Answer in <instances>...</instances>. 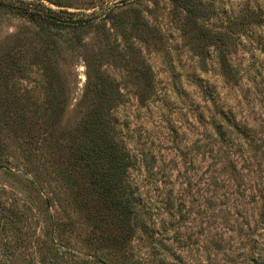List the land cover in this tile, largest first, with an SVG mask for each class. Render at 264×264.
<instances>
[{"label": "rangeland", "instance_id": "1", "mask_svg": "<svg viewBox=\"0 0 264 264\" xmlns=\"http://www.w3.org/2000/svg\"><path fill=\"white\" fill-rule=\"evenodd\" d=\"M58 1L64 7L46 5L105 14L83 39L94 51L90 55L102 54V72L122 95L114 115L133 160L127 185L140 216L124 231L130 235L126 248L112 250L101 234L113 227L91 225L49 168V156L36 162L41 192L27 188L34 177L26 173L18 141L3 133L0 207H15L24 216L26 234L13 250L17 264H264V0H191L206 10L201 25L211 33L231 30L251 12L261 23L241 31L232 57L237 81L223 76L208 42L202 43L204 57L198 55L196 27L172 0ZM136 23L141 30L132 29ZM37 31L19 14L0 8L1 95H8L7 86L19 100L44 96L37 62L46 42L35 37ZM58 50L55 58L72 85L69 125L85 91L87 51L63 42ZM11 57L18 65L8 79ZM142 64L153 75L150 89ZM220 112L245 134L231 131L220 138L214 126ZM48 209L57 231L45 224ZM10 234L0 232V251L9 241L15 245Z\"/></svg>", "mask_w": 264, "mask_h": 264}, {"label": "trees", "instance_id": "2", "mask_svg": "<svg viewBox=\"0 0 264 264\" xmlns=\"http://www.w3.org/2000/svg\"><path fill=\"white\" fill-rule=\"evenodd\" d=\"M172 1L177 10L186 14L188 23L196 27L193 39L200 49L198 55L204 57L205 47L202 43L208 42L217 55L223 76L237 81L232 57L240 45L241 35L245 33L241 31L261 26L255 13L240 18L229 31L211 33L201 25L207 13L202 6L194 7L191 0ZM46 2L64 7L58 0H0V8L27 19L38 28L35 37L39 36L38 39L46 42L43 55L37 62L41 65L40 89L44 96L37 100L30 97L19 100L8 92L6 86L5 93L8 95H1L0 92V135L7 133L18 141V149L29 166L26 173L34 177L28 180L31 186L27 188L41 192L38 182L41 171L36 162L42 161L45 155L49 156L53 163L49 168L66 186L69 194L73 195L78 209L86 212L91 225L97 230L102 229V226L106 229L110 225L113 227L110 229L112 232L101 234L102 240L112 250L126 248L130 235L124 231L133 221L138 220L140 206L127 185L133 160L119 136L114 115L116 108L122 104V95L117 84L103 74L101 53L90 55L88 51H94L88 49L90 45L83 39L95 26L96 20L105 14H80L62 8L55 10L47 6ZM121 27L126 31L125 26ZM132 29L141 30L138 23L132 24ZM63 33L74 36L66 40L62 38ZM123 35L125 39L131 36L126 32ZM61 42L73 49L76 47L87 51L84 58L87 69L85 91L74 109L76 119L69 125L65 123V117L71 107L72 85L55 58V53L61 52L58 50ZM10 60L8 75L5 77L8 79L15 73L13 67L18 65L13 57ZM142 65L145 85L150 89L153 86V75L147 65ZM219 117L214 126L223 140L231 131L245 134L223 112H220ZM3 149L5 145L0 139V151ZM42 202L46 207L49 205L45 198ZM45 211L46 226L51 232L57 231L58 224L52 212L49 209ZM23 221L24 216H20L15 207H0V232L11 233L15 239V245L9 241L2 246L0 264H17L16 252L13 250L21 236L26 235L21 227ZM118 233L119 238L116 236ZM4 257L7 262H3Z\"/></svg>", "mask_w": 264, "mask_h": 264}]
</instances>
